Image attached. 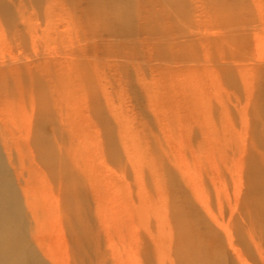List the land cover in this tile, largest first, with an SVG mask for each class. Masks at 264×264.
I'll return each instance as SVG.
<instances>
[{
  "label": "bare ground",
  "instance_id": "bare-ground-1",
  "mask_svg": "<svg viewBox=\"0 0 264 264\" xmlns=\"http://www.w3.org/2000/svg\"><path fill=\"white\" fill-rule=\"evenodd\" d=\"M249 5L246 0H0V264H250L247 258L264 264V2L251 0L254 14ZM249 42L250 54L240 49ZM185 71L199 75L191 79L189 102L191 119L204 131L210 102L205 87L233 88L229 80L235 71L260 73L252 89L253 82L246 81L244 107L256 114L254 128L243 131L241 147L225 163L234 200L229 216L202 209L206 203L195 191L199 205H171L165 227L138 192V204L124 202V175L117 174V156L104 144L98 155L103 170L114 169L117 176L110 175L116 188L110 185L115 190L107 201L118 206L117 214L102 209L99 197L92 211L79 175L65 162L58 129L68 118L62 93L69 84L81 93L93 132L105 137L113 80L120 89L135 91L140 78L141 89L148 90V79ZM195 87L203 91L196 93ZM202 136L208 155L224 154L226 134L213 126ZM230 142L234 148L235 139ZM182 180L193 182L189 170ZM37 188L47 192L48 218L38 214ZM144 211L155 225L150 219L144 224Z\"/></svg>",
  "mask_w": 264,
  "mask_h": 264
},
{
  "label": "rangeland",
  "instance_id": "rangeland-1",
  "mask_svg": "<svg viewBox=\"0 0 264 264\" xmlns=\"http://www.w3.org/2000/svg\"><path fill=\"white\" fill-rule=\"evenodd\" d=\"M246 2L250 4L251 14H254L251 0H246ZM240 49L250 54L252 52L251 42L245 48L241 46ZM259 75L260 73L256 71L246 73L235 71L229 80L233 88H228L225 83L220 87L215 86L213 90L205 87L204 99L207 98L212 104L209 108V102L206 108L207 128L205 131L191 119L190 112L192 111L189 102L190 90L193 89L190 82L191 79H198L199 75H190L186 71L160 74L153 80H147L150 87L148 90L141 89L139 78L137 84L134 82L135 91L122 90L118 87L119 82L113 80L112 88H110V108L107 112L105 137H98L93 132V126L83 110L81 93L73 90V85L69 84L70 90L63 92L61 97L63 106L67 105L68 118L65 125L58 126V129L61 132V140H63L65 162L79 175L80 185L83 186V200H87V206L94 210L99 197L102 209L110 211L109 208H112L114 211L112 214H117L118 206L107 202L108 197L116 188L112 183L116 181L114 178L117 176L111 173L115 169L119 176L124 175L120 181L124 202L127 205L138 204L135 196L138 192L142 205L153 206L155 220L164 224L165 227L171 217V205L181 204V202L199 205L193 197L196 194L195 191L206 203L202 209L208 207L214 214L221 213L226 219L230 214L229 205H232L234 200L225 163L229 164L228 161L236 155L235 150L241 147L240 136L243 131H249L254 126L252 120H255L253 119L255 112L244 107L246 81L249 79L253 82H251L252 89ZM200 77L202 80L207 79L206 84L208 83L207 75ZM194 91L200 93L203 90L200 87ZM212 91H215L216 96L213 95V99L210 100ZM8 99L10 101L11 96ZM209 112L213 113L212 121L209 118ZM213 126L216 127L219 135H227L228 139L223 140L227 143L224 154L222 152L208 155L206 152L202 135L207 130H211ZM233 139L236 141L234 148L230 142ZM223 142L221 140V143ZM221 143L216 146L220 147ZM101 144L107 146L110 152L117 156V159L113 161L117 163V166L115 165L116 168L113 167L111 172L103 170L102 156L98 155L101 146L103 147ZM125 152L128 157L124 154ZM13 155H15L14 151ZM222 156L227 158L223 160ZM212 157L214 162H211ZM239 161V159L235 161L237 166ZM213 163L217 166L215 169H211ZM185 170H189L193 177V182L188 181L187 185L182 180V173H185ZM211 176L219 182V185L217 183L220 189L219 196L211 183ZM111 178L112 183H110ZM33 179L38 182L40 176L35 175ZM110 185L115 188H110ZM173 187L176 189L174 192ZM43 190L42 192L40 190L41 194L38 188L35 192L37 210L39 216H43L44 213L48 218L47 192ZM200 213L205 216L204 211L200 210ZM150 215L147 217L148 214L144 211L145 225L148 224V219L151 220L152 225H155V220ZM234 215L239 225L241 220L237 211H234ZM247 259L250 264H261L257 258Z\"/></svg>",
  "mask_w": 264,
  "mask_h": 264
}]
</instances>
